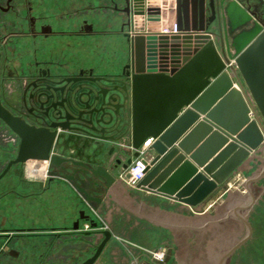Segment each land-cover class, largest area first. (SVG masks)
<instances>
[{"label":"water","instance_id":"95a60500","mask_svg":"<svg viewBox=\"0 0 264 264\" xmlns=\"http://www.w3.org/2000/svg\"><path fill=\"white\" fill-rule=\"evenodd\" d=\"M122 1L124 7L119 10L127 18L128 32L123 37L129 62L116 79L88 78L87 84L68 88V100L50 103L55 120L47 127L28 126L0 104V120L20 138L15 158L0 177L12 164L35 160L51 164L56 171L53 176L61 174L70 180L76 173L100 177L108 188L115 179L114 172H125L142 152L146 167L137 189L190 206L199 205L222 187L252 152L264 147V129L257 115L253 111L254 117H250L241 92L232 87V79L239 82L238 72L264 119V22H258L243 45L231 50L233 46L223 36L225 13L232 6L229 0ZM67 81L74 83L78 78ZM112 82L116 84H107ZM222 82L225 86L212 97ZM228 98L233 99L240 116L233 126L219 120L215 112ZM199 130L200 143L190 145ZM61 131L91 138L94 149H102L108 143L105 168H87L80 161L54 153ZM181 173L184 176H179ZM77 188L86 200H96ZM79 220L89 222L91 228L97 227L80 210L74 230ZM243 221L247 234L227 251L226 257L250 237L251 228ZM97 233L100 238L93 253L80 264H94L111 238L109 230L84 232Z\"/></svg>","mask_w":264,"mask_h":264},{"label":"crops","instance_id":"0c3cea01","mask_svg":"<svg viewBox=\"0 0 264 264\" xmlns=\"http://www.w3.org/2000/svg\"><path fill=\"white\" fill-rule=\"evenodd\" d=\"M115 2L119 7L123 5L122 0H115ZM229 2L232 6L230 11L225 13L223 36L233 46L231 48L233 50L243 45L251 37L258 22L263 21L264 0H229ZM108 3L109 0H50L47 1L46 9L43 5H39L41 14L46 18L45 22L49 23L53 31L57 33L51 39L49 49L47 51L41 49L38 52L40 59L63 63L67 66L72 65L73 69L76 66H83L95 68L102 74H118L128 52L125 38L120 31L125 17L105 9ZM84 22L91 27L92 33L79 37L77 32ZM237 74L239 82L232 79V87L241 92L250 109V117H254V111L264 129V119L259 114L241 75L238 72ZM224 86L225 83L222 82L213 90L211 96L216 97ZM209 101L207 98L206 102ZM216 102L212 104V107L216 105ZM215 112L219 120L228 126L237 124L240 119L238 109L231 98L217 107ZM70 136L73 138V144L66 143ZM201 137L199 130L191 138L190 145L195 146ZM93 141L84 135L65 131L61 133L54 150L61 156L82 162L87 168L98 165L105 168L106 150L109 144L106 143L104 148L98 150L94 149ZM212 142L216 144V140ZM199 146L200 144L194 150ZM261 148L264 152V147L261 146L252 152L251 156L239 165V172L253 167L254 158ZM185 158L193 164L189 156L185 155ZM96 159L99 161H95ZM68 173L71 174L67 171ZM72 176L73 180L66 179L61 174L53 176L47 192H40L32 203L22 200L23 211L21 212L16 209V199L6 197L0 201V218L5 214L14 224L22 215L21 225L35 226L38 233L31 239L10 242L14 251L11 257H4L2 253L0 264H35L37 262L40 264L42 260L39 258L45 256L46 249H48V259L54 257L53 261H56V256L60 260L66 259L69 263L78 258H81L79 261H83L93 253L94 248L90 252L85 250L79 256L74 254L72 249L81 244L93 246L100 235L98 233L85 235L84 232L93 233L102 230H109L111 238L96 264H188L193 262L209 264L212 261H218L221 264L231 255L225 256L231 248L228 241L229 234L225 227L229 216L234 214L242 219L240 211L248 205L244 202L250 199L253 203V195L250 193L246 195L244 192L237 197L239 202L231 201L230 183L233 176L196 206H190L164 195L129 188L125 185L123 172L119 170L114 172L115 179L108 188L100 177L80 173ZM179 176L184 175L181 173ZM39 179L43 180L41 177ZM247 180L248 182L243 181V183L245 182L244 188L248 190L246 186L253 178L249 181L247 177ZM77 185L96 200H86ZM80 210L97 223L96 228L89 229V222L82 220L77 229L72 228L74 221L79 217ZM29 214L26 220V215ZM81 223H83V229L80 230ZM222 225L224 226L223 239L221 235L217 245L221 247L228 243L230 247L226 250L220 248L217 251L215 229ZM48 235H52L53 239ZM3 244L1 241L0 249L6 252L7 245ZM52 250L53 253H51ZM150 250H163L165 252L163 262L157 263L150 260L146 255V252Z\"/></svg>","mask_w":264,"mask_h":264},{"label":"flooded vegetation","instance_id":"af4514ba","mask_svg":"<svg viewBox=\"0 0 264 264\" xmlns=\"http://www.w3.org/2000/svg\"><path fill=\"white\" fill-rule=\"evenodd\" d=\"M47 1L50 0H0V104L11 115L31 127H47L55 120L53 119L55 111L50 107V103L63 98L68 100L70 98V93L66 92L68 88H75L78 84H87L88 78L116 79L117 75L102 74L92 67L76 66L73 69L72 65L67 66L63 63L40 59L38 52L41 49L47 51L51 39L57 34L51 25L45 22L46 18L39 10V5H43L44 9L48 7L46 6ZM122 7L124 4L119 7L115 0H109L105 9L124 15L125 20L120 29L121 34H124L128 32V29L125 26L126 14L119 10ZM77 33L79 37L91 34V27L84 22ZM126 54L127 58L121 69L129 62V51ZM72 78H78V81L74 83L67 81ZM107 84L111 86L116 83ZM61 111L63 114L62 109ZM62 132L65 131H61L57 135L53 146L54 153H56L54 147ZM67 141V144L74 143L71 136ZM19 144L20 138L0 120V153L1 155L5 154L4 165L0 173L8 162L15 158ZM61 157L71 159L66 156ZM31 162H35V160L12 164L0 177V201L6 197L16 199V209L20 212L23 211L22 200L32 203V200L35 201L40 192L49 190L51 179L55 173L54 167L45 162L47 164L44 170L45 177L40 180L36 174L32 173ZM21 216L14 224L11 223V218L5 214L0 218V242L7 245L6 252L3 253V249H0V255L3 253L4 257H11L7 249L10 248L11 251H14L10 242L31 239L38 234L37 227L29 224V226L21 225ZM29 216L30 214L26 215V220ZM48 236L53 239L52 235Z\"/></svg>","mask_w":264,"mask_h":264},{"label":"rangeland","instance_id":"374dc122","mask_svg":"<svg viewBox=\"0 0 264 264\" xmlns=\"http://www.w3.org/2000/svg\"><path fill=\"white\" fill-rule=\"evenodd\" d=\"M12 152H15V151H12ZM263 153L264 152L261 148L259 150V153H257L256 157L254 158L255 162L252 163L253 167L247 169L246 171H242V172H239V169H237L238 171H235V175L232 177V181L230 183L231 184V188H230L231 201L233 203L239 202L237 197H239V195L242 192H244L245 194L248 193L249 195L250 193L251 195H253L252 196L253 203L250 202V199H247V202H244L245 205L246 203L248 205L246 208H243L240 211V216L242 219H239L238 216L234 214H231V216H229L230 218H228L227 225H225L226 232L229 234L228 239H230V240L228 239L227 240L230 241V244H231L230 246L232 247L235 244H237V242L240 241L243 237L246 236L248 229L243 219H245V221L249 224L251 228V234H250V237L244 243L238 246L231 253V255L228 258H226L225 261L222 262L221 264H264V154ZM4 158H5V154L1 155L0 153V170L2 169L4 165ZM40 177L42 178L44 176H40ZM247 177L249 181L253 178V180H251V182H249L246 186L248 190L244 188L245 182L243 183V181L248 182ZM244 197H247V196H244ZM81 224L82 225H80V230L83 226V223ZM89 229H90V226H89ZM223 233H224V226L223 225L217 226L215 229V234H216L215 242H216L217 251H219L220 248H224V250H226L227 248L230 247L228 243H226L225 246H221V247L217 245L219 244V239ZM222 239H223V235H222ZM94 245L95 244H93V246ZM93 246L90 247L89 244H84V245L81 244V245L75 246L72 249V251L75 252L74 254L79 256V254L84 253L85 250L88 252L92 251V249L94 248ZM7 251L10 254H12V251L10 250V248L7 249ZM47 251L48 249L44 250V253H45L44 257L40 256L39 260H42L40 264H80L81 263V261H79L81 258H78V260L76 261L72 260V262L69 263L66 259L60 260L58 256L55 257L56 261H53L55 260L54 257L48 259ZM151 251H154V250H150L146 252L147 257L150 260L157 262L150 257L149 253ZM51 253H53V250ZM164 258H165V252H164ZM96 263L97 261L94 264ZM196 263L197 262L188 263V264H196ZM209 264H219V263L218 261H212Z\"/></svg>","mask_w":264,"mask_h":264},{"label":"built area","instance_id":"2783aa9c","mask_svg":"<svg viewBox=\"0 0 264 264\" xmlns=\"http://www.w3.org/2000/svg\"><path fill=\"white\" fill-rule=\"evenodd\" d=\"M162 32H167V31L162 30ZM172 32L173 33L176 32L175 25L173 27ZM145 167H146V159L141 152L140 156H138L137 158H134L131 164L128 166L127 170L123 173V179H124L125 185L129 188L135 189L139 181L144 176ZM44 177H45V174H44ZM44 177H42L41 179H44ZM149 255L153 260L157 262H162L164 259L163 250L151 251Z\"/></svg>","mask_w":264,"mask_h":264},{"label":"bare ground","instance_id":"6f19581e","mask_svg":"<svg viewBox=\"0 0 264 264\" xmlns=\"http://www.w3.org/2000/svg\"><path fill=\"white\" fill-rule=\"evenodd\" d=\"M30 166L33 174H36L38 177L44 176L46 163L35 161V162H31Z\"/></svg>","mask_w":264,"mask_h":264}]
</instances>
